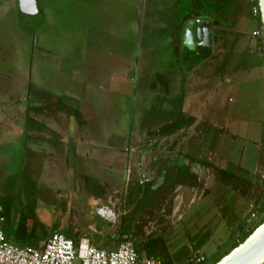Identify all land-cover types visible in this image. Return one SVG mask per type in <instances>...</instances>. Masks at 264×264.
Instances as JSON below:
<instances>
[{
	"label": "rangeland",
	"instance_id": "374dc122",
	"mask_svg": "<svg viewBox=\"0 0 264 264\" xmlns=\"http://www.w3.org/2000/svg\"><path fill=\"white\" fill-rule=\"evenodd\" d=\"M37 2L40 12L25 15L20 13L17 0H0V107L14 99V103H8L5 110L12 112L10 114L15 118L14 122H20L19 129L14 130L3 125V131L16 133L5 137L12 144H22L18 132L23 130L22 106L26 104L24 97L28 91L30 94L44 95L47 105L58 99L64 106L66 102L62 98L71 95L77 102L81 117L85 112L98 120L101 136L97 137L96 131L92 138L99 143L109 139L114 143L112 135L115 134L117 143L124 141L126 145L136 129V123L140 128L144 123L153 124L156 119L164 120L169 117L168 113H161L169 110L171 113L176 112V104L181 95L179 90L173 95L165 94L159 78L170 74L167 69L175 65L174 61H182L190 67L207 62L206 57L197 49L194 52L183 48L189 53V63L185 62L187 56H183L181 50L180 55L175 56L172 34L178 29L185 31L191 24L194 29L193 18L196 15L200 16L198 18L210 15L211 11L208 10H213L210 9L212 6L218 10L217 13L222 12L219 18L222 21L223 47L226 48L233 42L228 37L224 40L225 34H230L231 31L238 34L237 44L232 45L235 46L236 53L232 56L223 54L216 60L218 67L229 71L226 77L222 78L223 84L226 78H232L233 90L231 89L227 96L231 92L233 103L232 107L229 104L227 107L231 109L233 117L240 115L241 119L237 117L240 120H237L239 125L247 122L253 130L256 124L264 125V62L256 45L261 44V36L252 37L253 31H258V20L252 15L254 0ZM249 46L251 50L248 53L246 51ZM236 66L238 72H231ZM0 111H4V108ZM31 113L36 116L37 111L33 110ZM5 116L7 115L4 113ZM1 120L5 123L4 118ZM72 124H75L73 120ZM88 126L93 130L98 127L94 119ZM79 127L82 128V125ZM142 133V137L137 139L138 143H165V139L160 138L157 132H153L151 136L145 131ZM216 155L221 159L220 163L226 160L223 153ZM240 155L243 156L241 161L247 163L249 151L241 152L239 149L235 152L234 160L232 161V158L231 161L237 166L240 165L239 161L236 162ZM213 156L211 154L208 158L214 161ZM9 166L6 170V166H0V205L4 206L6 214L2 230L5 236L17 245H37L40 241V229L55 231L65 236L68 232L70 239L74 241L86 239L91 244L97 243L98 248L115 249L117 244L127 237L121 232L123 226L131 220L129 213L143 199L142 195L134 199L128 198L129 189L127 182H124L125 170L122 171L123 182L113 181L114 184H105L99 182L102 181L101 178L93 177V182L78 184V176H63L65 170L62 168H55L53 171L48 168L47 177H44L45 168L41 175L38 174L40 169H29L27 175L21 178L18 167L10 164ZM224 168L232 169L230 166ZM9 171L11 172L8 175ZM31 171H35L34 174L31 175ZM262 174L264 175V162L256 178L260 179ZM110 175L113 177L115 174ZM213 175L215 172L211 171V176ZM209 176L208 174L202 181L213 183L214 177ZM252 178L253 176L248 180ZM259 184L261 190L257 192L258 197L252 198L257 202L262 200L263 209L261 215L247 226L248 230L257 226L264 216V187L261 180ZM139 188L143 189L140 186ZM188 191L189 188L176 190V187H173L164 193L161 200L153 199L146 207V212L142 213L141 223L135 225L133 240L130 241L136 240L137 243L166 233L172 219L177 218V214L169 216L175 198L183 193L187 200L191 196L189 194L187 197L185 194ZM93 192H101L103 201L92 196ZM109 197L112 200L108 201V204ZM103 203L109 208L100 212L98 208H101ZM219 212L221 213V209ZM219 212L216 211L211 217L212 222L205 226L206 232L198 235L201 239L212 236L197 254H203L209 264L229 251L242 235V231L247 232L246 228H243L245 216L249 212L247 204L237 211L232 221L235 222V229L233 224L222 222L217 226L214 223L219 219ZM196 214L197 216L190 218H194L198 223L208 217L203 214L198 220L200 211ZM26 220L33 225L25 226ZM182 227L184 228L179 223L173 236L166 234L164 237L165 242L169 239L172 248L183 244V249L179 250L181 254L184 249L188 250L186 242L191 240L188 232H184ZM142 251L149 256L158 255L157 249L152 247Z\"/></svg>",
	"mask_w": 264,
	"mask_h": 264
},
{
	"label": "crops",
	"instance_id": "0c3cea01",
	"mask_svg": "<svg viewBox=\"0 0 264 264\" xmlns=\"http://www.w3.org/2000/svg\"><path fill=\"white\" fill-rule=\"evenodd\" d=\"M210 9H213L208 10V12L211 11L210 15L201 17L212 25L211 45L208 52L187 47L184 44L185 31L182 29H178L177 32L175 31L172 34L175 56H179L181 50L183 56H187L185 62L189 63V53L187 51L195 52L197 49L207 59V62L195 64L192 67L184 65L182 61L180 63L174 61L175 65L169 66L167 69L170 74L166 75L164 79L159 78L165 94L173 95L179 90L181 97L176 104L178 108L176 112L163 111L161 114H164V112L168 113L169 117L164 120L156 119L153 124L144 123L140 128H138V125H136L138 123H136V129L133 130L131 138L126 145L124 141L117 143V135L115 134L112 135L114 143L110 139L99 143L92 138L96 131L97 137L101 136L98 120L93 115L85 112L82 113L83 117H81V112L77 109V102L72 99L71 95L61 96L63 97L62 100L66 102L62 107V102L58 99L47 105L43 98L44 95L41 96L38 93L34 95V93L30 94V91H28L27 96L24 97L26 104L22 106L24 113L22 119L23 130L21 129L22 131L18 132L20 133L18 135L21 137L22 144H12L9 139L5 138L16 134L15 131H3L5 128L10 130L19 129L20 122L18 124L14 122L15 118L11 115L12 112L5 110L7 105H9L8 103H14V99L9 100V102L0 107V109L4 108V111H0V166H6L5 170L10 167L9 164L14 167L17 166L21 178L27 175L29 169H40L38 174L41 175L45 168L44 177H47L49 174L48 168L52 171L55 168H62L65 170V174H62L63 176L68 178L78 176V184L93 182V177L101 178L102 181L99 180V182L105 184H114L115 181L116 183L123 182L124 175L122 171L125 170L126 178L124 182H127L128 185L129 199L136 197V195L131 197L129 194L137 185L143 187L142 190H139L137 196H143L145 188L139 184L142 175H145L149 182L153 184L158 181L162 170L167 167L164 185L160 188L151 189L150 196L152 200L156 198L161 200L160 198H163L164 193L173 187H176V190H181L184 187L186 189L189 188L190 191L185 194L187 197H189V194L191 196L185 200L184 194L180 193V196L178 195L175 198L172 209L169 210V216L177 214V218L172 219L166 233H159L160 235L155 238L143 239L134 244L135 248H139L137 251L143 255L147 254L143 253L142 249H149V247L157 249L158 255L154 257L162 258L166 263L182 264L190 256L197 255L201 247L206 246L212 239V236H206L205 239H201L200 237L198 238V235L206 232L205 226L212 222L211 217L215 215L216 211L219 212L220 209L219 219L214 223L217 226L222 222L224 224H233L235 229V222L233 223L232 221L238 213L237 211L247 204L250 212V204L256 201L253 198L258 197L257 192L259 189L261 190V186L258 187L260 179L256 178V176L264 162V125L256 124L254 130L249 128L247 122L239 125L237 120L240 122V115H235L239 119L233 117L231 109L227 107L228 104L231 106L233 103L231 102L232 97H230L231 92L227 96V93L231 89L233 90V86H231L232 78H226L223 84L222 78L226 77L229 71L218 67L216 60L223 54L232 56L236 53V50H234L235 46L232 45L234 43L237 44L238 34L232 31L230 34H225L224 40L228 37L233 42L232 45L230 44L226 48L223 47L222 21L219 18L222 12L217 13L218 10L216 11L214 6ZM198 17L200 16L196 15L193 19H201ZM189 20L190 18L186 19L185 23ZM255 31L256 29L253 33ZM259 43L261 44L258 45L256 43V45L264 62V47L261 39ZM250 50L249 46L246 52L249 53ZM237 68V66L236 68L234 67L231 72H238ZM102 80H100V83H102ZM105 84L111 87L109 84ZM33 110L37 111L36 116L31 113ZM4 113L7 116L4 117ZM2 118L5 119V123L1 120ZM93 119L98 126L96 130L88 126L89 122H93ZM72 120L75 124H72ZM178 120H181L183 124L174 134L159 135L158 132L162 127ZM7 123H10V125ZM65 124L68 125L65 126ZM81 125L82 128L79 127ZM144 131L150 136L153 132H157L160 138L165 139V142H167L166 148H160L161 146L158 143L154 145L152 143H138L137 139L142 137V132ZM239 149L241 152L249 151V156L247 163H243V156L240 155L241 159L239 158L236 161H239L240 165L237 166L232 161L234 160L235 152L239 151ZM216 153L220 155L223 153V156H226V160L220 163L221 159H218ZM211 154L212 156L214 155V161L208 158ZM225 166H230L232 169H225ZM211 171L215 172L214 178L211 176ZM220 171L227 173V175H222ZM10 172H8V175ZM34 172L31 171L30 174L32 175ZM111 173L115 175L112 177ZM208 174L210 175L209 177L214 179L213 183L202 181L205 177L207 178ZM252 176V180H248ZM100 193L93 192L92 196L99 197L102 202L104 198ZM225 195L228 196L225 197ZM211 197L214 199L212 200ZM111 200V197H109L107 203L108 201L111 202ZM0 206L4 208V206ZM107 208L109 207L103 203V206L98 208V211H105L104 209ZM199 211L198 220L201 219L200 217L203 214L208 216L201 223L194 221V218H190L193 215L197 216L196 213ZM249 212L245 216L246 218ZM4 215L6 218V214ZM138 215L141 216L143 214L140 213L136 216ZM245 220L243 223H245ZM179 223L184 226V228L182 227L183 231L188 232L191 239L186 242L188 250L184 249L182 254L181 252L179 253V250L183 249L181 246L183 244L172 248L169 239H167L168 242L164 241L166 234L172 236L175 234L176 231L174 229ZM32 225L33 223L29 224L28 220H26L25 226L30 227ZM243 228H245L244 225ZM123 230L125 231L124 228ZM132 230L134 232V228ZM121 234L127 236L122 241L132 239L131 235L133 233L128 235L121 232ZM67 237H69V233ZM27 238L28 236L25 239ZM8 240L15 244L12 239ZM43 242L44 240L40 239L37 245L28 246L41 247ZM93 245L96 246L97 243ZM202 256L204 255L202 254Z\"/></svg>",
	"mask_w": 264,
	"mask_h": 264
},
{
	"label": "built area",
	"instance_id": "2783aa9c",
	"mask_svg": "<svg viewBox=\"0 0 264 264\" xmlns=\"http://www.w3.org/2000/svg\"><path fill=\"white\" fill-rule=\"evenodd\" d=\"M252 15L254 18L259 16L257 6H253ZM253 36H261L262 40V29L258 28ZM260 180L264 187L263 174ZM147 181L148 178L142 175L139 184ZM261 205L262 200L250 204V212L244 224L246 231L247 226L261 215ZM5 219L3 208L0 206V264H167L162 258L139 253L129 239L119 242L115 249L105 250L86 239L74 241L54 232L44 240L41 247L18 246L9 241L2 230ZM206 259L202 255H192L182 264H203Z\"/></svg>",
	"mask_w": 264,
	"mask_h": 264
},
{
	"label": "water",
	"instance_id": "95a60500",
	"mask_svg": "<svg viewBox=\"0 0 264 264\" xmlns=\"http://www.w3.org/2000/svg\"><path fill=\"white\" fill-rule=\"evenodd\" d=\"M17 2L19 11L25 15H35L40 11L37 0H17ZM257 7L264 40V0H257ZM194 24V29L192 24L185 28L184 44L190 49L197 48L208 52L211 45L212 25L205 19L196 20ZM166 172L167 167L162 170L158 181L153 183L155 185L152 189L164 185ZM214 264H264V221Z\"/></svg>",
	"mask_w": 264,
	"mask_h": 264
},
{
	"label": "trees",
	"instance_id": "16d2710c",
	"mask_svg": "<svg viewBox=\"0 0 264 264\" xmlns=\"http://www.w3.org/2000/svg\"><path fill=\"white\" fill-rule=\"evenodd\" d=\"M255 1V5L254 6H257V0H254ZM21 13V12H20ZM23 14V13H22ZM256 19L258 20V26H259V28H261V24H260V19H259V16H257L256 17ZM262 44H263V47H264V40H263V37H262ZM182 121L181 120H178V121H176L175 123H173V124H171V125H168V126H164V127H162L160 130H159V135L160 136H166V135H172V134H174V132H176L177 130H179L181 127H182ZM220 173H222V175H227V173H225V172H222V171H220ZM138 187H135L132 191H130V194H129V196H134V195H136L137 196V194H138V192H139V190H140V188H139V185H137ZM145 191H144V194H143V199L138 203V204H140V207H142L143 208V206L147 203L146 201L147 200H150V198H152L150 195H151V187H150V185L149 186H146V188L144 189ZM138 191V192H137ZM262 197H264V194H263V196ZM262 209H263V206L261 205V212H262ZM4 214H5V209H4ZM133 214H134V211H132V212H130L129 213V216H130V218H131V220H133L134 219V216H133ZM264 221V216L261 218V221L259 222V224L258 225H260L262 222ZM257 225V226H258ZM257 226H255L254 228H256ZM253 228V229H254ZM133 227L132 226H127V228H125V231L123 230L122 232L123 233H125V234H128V235H131L132 233H133ZM253 229L252 230H248L247 232H243L242 231V235L240 236V238L239 239H237V241H236V243L234 244V245H232V247L229 249V251H231L233 248H235L240 242H242L248 235H250V233L253 231ZM67 236H68V233H67ZM137 250H139V248H136ZM229 251H226L224 254H222L218 259H216L213 263H211V264H214V263H216L217 261H219L223 256H225ZM167 264H169V263H167ZM203 264H209L208 263V259H206V262L205 263H203Z\"/></svg>",
	"mask_w": 264,
	"mask_h": 264
},
{
	"label": "flooded vegetation",
	"instance_id": "af4514ba",
	"mask_svg": "<svg viewBox=\"0 0 264 264\" xmlns=\"http://www.w3.org/2000/svg\"><path fill=\"white\" fill-rule=\"evenodd\" d=\"M19 9V8H18ZM40 12V11H39ZM196 20H200V19H195L194 21H196ZM164 79V78H163ZM62 107H63V105H62ZM176 122V121H175ZM175 122H173V123H175ZM172 123V124H173ZM168 125H171V124H168ZM168 125H166V126H168ZM159 144V146H161L160 148H163V149H165L166 148V142L165 143H158ZM158 146V147H159ZM150 182H149V179H148V181L147 182H145V183H143L142 185L143 186H149L150 185V187H151V189H152V187H153V185H155V184H149ZM145 184V185H144ZM151 201H152V198H150V200H147L146 202V204L143 206V208L142 207H140V204H137L136 206H135V209L133 210L134 211V214H133V216H134V219L133 220H130L129 219V223L128 224H125L123 227H124V229L125 228H127V226H132L133 228H136L135 227V225L137 224V225H139L140 223H141V220H140V215H138V216H136V214L138 213V214H140V213H144V212H146V207L151 203ZM140 202V201H139ZM138 202V203H139ZM3 211H4V208H3ZM39 234H40V239H42V240H45L46 238H48V236H50L52 233H54V231L53 232H47V231H45V230H39ZM131 237H132V240H133V236L131 235ZM133 243H136V240H134L133 241Z\"/></svg>",
	"mask_w": 264,
	"mask_h": 264
}]
</instances>
